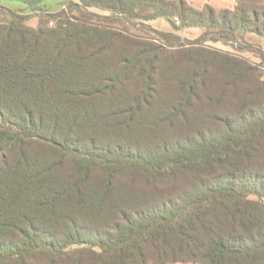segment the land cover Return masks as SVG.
I'll use <instances>...</instances> for the list:
<instances>
[{
	"label": "trees",
	"instance_id": "1",
	"mask_svg": "<svg viewBox=\"0 0 264 264\" xmlns=\"http://www.w3.org/2000/svg\"><path fill=\"white\" fill-rule=\"evenodd\" d=\"M2 1L0 264H264V83L230 54L166 50L264 37V3ZM157 18L161 44L132 32Z\"/></svg>",
	"mask_w": 264,
	"mask_h": 264
},
{
	"label": "rangeland",
	"instance_id": "2",
	"mask_svg": "<svg viewBox=\"0 0 264 264\" xmlns=\"http://www.w3.org/2000/svg\"><path fill=\"white\" fill-rule=\"evenodd\" d=\"M248 1V0H247ZM253 3L252 4H263L264 0H251ZM249 2V1H248ZM2 3L6 6H8L11 9L18 10L21 13L24 14H29L31 13V9L25 4L24 2L20 0H3ZM44 6L47 10L50 12H56L59 11L63 5L60 0H47L44 3ZM203 9V8H202ZM199 9V10H202ZM221 10H216L217 13H219ZM95 11L101 13V14H107L104 11L95 9ZM146 14V13H144ZM176 17H173V20L176 22ZM35 23V21H31ZM144 23V28L143 27H136L132 29V32L135 33L136 35L142 36L146 40H149L151 42H155L157 44H161L159 40H153L151 37H153V31L154 29L160 30V31H173L172 26L170 22L165 19V18H157L155 20H149V21H143ZM177 25H181V19L179 18V23L176 22ZM150 26V28L148 27ZM141 28V29H140ZM204 29L201 27H189V28H183L180 31H177L176 33L179 34L181 37L190 39V40H195L201 36L203 33ZM218 36V35H217ZM166 50L175 52L179 50H206L205 52V57L209 58L210 56L209 53L211 52H220L224 54H230L233 58L239 59V60H246L249 65L253 66L256 68V74L260 78V81L264 83V61H262V58L258 55V50H263L264 51V37L262 35H259L257 33L251 32V31H242L239 30L236 35V40L235 39H224V40H218V41H213V40H204L202 44L192 46L190 44L184 45L183 47H179L177 44H174L170 46L167 44ZM184 52V51H182ZM186 52V51H185ZM198 53H187V59L188 58H195ZM179 55H182L180 53L176 54H162L164 57H180ZM220 57V56H217ZM213 68V67H212ZM214 70V68L212 69ZM261 87V97L264 98V84ZM259 87L255 86V82L250 79H246L244 81H241L239 84L238 92L239 94H244L243 91L244 89L249 90L250 92H254L252 94L251 98L255 102H257V98H259ZM256 90V91H254ZM231 91V90H230ZM229 91V92H230ZM228 92V93H229ZM235 95L233 96L232 94H228L227 97V102L225 104L226 110L230 112H234L233 110L235 109ZM195 119V118H194ZM192 129H187L186 131H191ZM187 180H184L186 182ZM174 264H182V263H174Z\"/></svg>",
	"mask_w": 264,
	"mask_h": 264
},
{
	"label": "crops",
	"instance_id": "3",
	"mask_svg": "<svg viewBox=\"0 0 264 264\" xmlns=\"http://www.w3.org/2000/svg\"><path fill=\"white\" fill-rule=\"evenodd\" d=\"M192 7L202 9L206 5H210L216 10L232 9L237 3V0H186Z\"/></svg>",
	"mask_w": 264,
	"mask_h": 264
},
{
	"label": "built area",
	"instance_id": "4",
	"mask_svg": "<svg viewBox=\"0 0 264 264\" xmlns=\"http://www.w3.org/2000/svg\"><path fill=\"white\" fill-rule=\"evenodd\" d=\"M175 19H176V22H177V23H179V18H178V17H176ZM51 24H52V22H51Z\"/></svg>",
	"mask_w": 264,
	"mask_h": 264
}]
</instances>
